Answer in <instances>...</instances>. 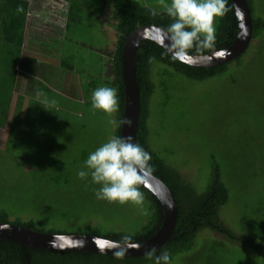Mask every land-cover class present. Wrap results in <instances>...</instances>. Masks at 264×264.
I'll return each mask as SVG.
<instances>
[{
	"label": "rangeland",
	"instance_id": "rangeland-1",
	"mask_svg": "<svg viewBox=\"0 0 264 264\" xmlns=\"http://www.w3.org/2000/svg\"><path fill=\"white\" fill-rule=\"evenodd\" d=\"M45 1L49 6L50 0ZM65 1V11H59L67 22L61 65L50 76L31 77L28 108L24 115H11L0 144V211L7 223L32 221L34 230L42 232L131 234L148 222L149 201L96 200L93 190L98 185L76 175L88 154L117 129L90 103L94 89H117L107 70L117 39L113 0ZM12 3L0 0V41L12 37L14 46L18 34L3 29L9 12L22 16ZM254 3L256 14L264 18V0ZM161 68L159 62L151 68L155 88L148 100V144L181 175L182 194L189 201L206 190L218 166L229 194L219 209L220 221L247 241L205 228L189 249L173 254L171 264H264V250L249 248V243L264 245V32L239 62L203 80L160 75ZM37 91L47 97L48 111L37 104ZM7 98L0 92L1 122ZM66 264L129 263L94 255Z\"/></svg>",
	"mask_w": 264,
	"mask_h": 264
},
{
	"label": "trees",
	"instance_id": "trees-1",
	"mask_svg": "<svg viewBox=\"0 0 264 264\" xmlns=\"http://www.w3.org/2000/svg\"><path fill=\"white\" fill-rule=\"evenodd\" d=\"M246 1L251 15L252 41L258 39L262 32H264V18L256 14L254 0ZM13 4L14 7L15 5L22 6L24 11L21 13L22 16L16 17L13 15L10 18V26H14L16 23V25H20L19 28H21L27 3L25 0H20L13 2ZM226 7L228 9L226 14L223 17L215 18V21H213L215 25V40L213 46L209 49L202 50L193 48L188 50L189 52L204 54L224 48L232 43L237 33V19L231 0H226ZM113 16L115 18L113 27L117 39L115 49L109 52L110 65L108 73L111 76L112 83L117 87L120 106L117 115L121 118L123 109L121 51L125 38L139 25L154 24L166 29L172 21L163 11H155L138 0H113ZM242 54L218 66L195 68L180 62L160 45L149 39L142 40L138 44L135 55V72L139 87V115L135 143L141 145L145 151L150 153L151 160L149 164L153 169L152 174L162 179L170 187L177 205V219L174 230L170 238L160 248L153 251L154 255H160L166 250L169 252L172 259L173 254L189 249L196 234L205 228L231 240L247 243L246 240L239 238L236 234L227 229L220 221L219 209L228 201L229 194L227 186L221 180L219 167L214 166L212 172L213 176L206 190L194 200H187L182 194L184 185L181 175L166 164L164 160L150 148L148 144L147 128V118L149 114L148 100L155 88V84L150 75L151 68L155 62L163 64L165 69L166 67L171 69L172 73L161 68L158 71L160 75L173 76V73H176L195 80H203L215 74L222 73L227 68L228 64L233 61L239 62ZM115 135L119 136V128L116 129ZM139 190L150 203L149 208L151 216L148 222L134 233L130 234L116 231L108 233L103 237L121 242L122 236H129L131 238L129 242H138L150 237L157 231L162 223L163 207L159 200L149 190L141 185L139 186ZM6 220V213L0 211V222H6ZM16 225L33 230L35 229L32 221L18 223ZM89 234L99 236L98 230H92ZM249 248L264 250V245L253 246L252 243H249ZM94 255L105 257L109 260H122L117 259L115 256L99 253L38 249L0 238V264H66L71 263L72 260L79 256L88 257ZM123 260H126L129 264L152 263V261L147 258V254L137 257H124Z\"/></svg>",
	"mask_w": 264,
	"mask_h": 264
},
{
	"label": "clouds",
	"instance_id": "clouds-1",
	"mask_svg": "<svg viewBox=\"0 0 264 264\" xmlns=\"http://www.w3.org/2000/svg\"><path fill=\"white\" fill-rule=\"evenodd\" d=\"M16 11H24L17 6ZM228 11L226 0H168L163 5V12L171 19L162 32L160 43L167 41L166 47L174 54L186 53L193 48L197 50L209 49L215 40L214 19L223 17ZM155 14V13H153ZM38 105L48 111L47 97L42 91L36 92ZM90 103L93 110L99 111L109 118L108 124L114 129L131 125L126 118H119L120 110L118 91L115 87L101 86L91 93ZM151 155L144 148L133 142L131 137L112 135L91 151L83 161L82 168L77 171V178L90 180L98 185L93 190L96 200L109 203H132L140 205L144 201L139 186L144 177L153 171L149 161ZM129 236H122L121 242H112L117 259H123L129 247H139L131 244ZM152 264H171L168 251L160 255L147 253Z\"/></svg>",
	"mask_w": 264,
	"mask_h": 264
},
{
	"label": "water",
	"instance_id": "water-1",
	"mask_svg": "<svg viewBox=\"0 0 264 264\" xmlns=\"http://www.w3.org/2000/svg\"><path fill=\"white\" fill-rule=\"evenodd\" d=\"M231 1L237 19L236 36L230 45L212 52L196 54L187 51L186 53L174 54L167 49L166 40L164 44L160 43L162 32L158 30H163V28L154 24L139 25L128 34L121 51L123 83L121 118L130 120L131 125L119 128V136L131 137L133 142L136 139L139 115V87L135 72V55L138 44L142 40L149 39L160 45L180 62L195 68H210L227 63L241 55L252 39L251 15L247 1ZM141 186L149 190L159 200L163 207V219L160 227L153 235L138 242H129L137 244L139 247H129L124 257L143 256L157 250L170 238L176 224L177 205L170 187L152 173L144 177ZM0 238L21 245L53 251H75L114 256V252L118 250L113 248L112 243L118 241L102 236L82 233L42 232L7 222H0ZM98 242L103 243L104 246L101 248Z\"/></svg>",
	"mask_w": 264,
	"mask_h": 264
},
{
	"label": "crops",
	"instance_id": "crops-1",
	"mask_svg": "<svg viewBox=\"0 0 264 264\" xmlns=\"http://www.w3.org/2000/svg\"><path fill=\"white\" fill-rule=\"evenodd\" d=\"M16 1L20 0H11ZM25 1L27 6L22 27L19 28L20 25L16 23L10 26V18L15 15L13 12L8 13L9 20L3 27L4 31L8 29L15 35L18 34L17 45L12 46L14 38L9 36L6 40L0 41V56L3 60L0 63V92L4 97H8L7 105L3 109L6 115L3 122L0 121V144L10 129L11 115L15 116L16 113L24 115L28 108L26 93L31 77L46 74L50 76L54 69L61 65V48L67 22L63 20L59 11H65L67 6H64V3L67 1L50 0L49 6L45 0ZM138 1L158 12L163 11L164 3L168 2V0ZM45 7L48 8L47 16L44 13ZM109 65L110 62L108 68Z\"/></svg>",
	"mask_w": 264,
	"mask_h": 264
},
{
	"label": "snow or ice",
	"instance_id": "snow-or-ice-1",
	"mask_svg": "<svg viewBox=\"0 0 264 264\" xmlns=\"http://www.w3.org/2000/svg\"><path fill=\"white\" fill-rule=\"evenodd\" d=\"M99 246L102 248L104 245L101 242H98Z\"/></svg>",
	"mask_w": 264,
	"mask_h": 264
}]
</instances>
